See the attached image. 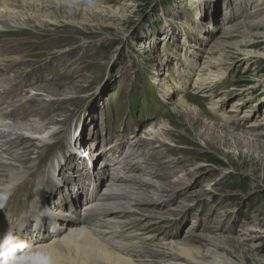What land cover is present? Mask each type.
<instances>
[{
    "label": "rangeland",
    "instance_id": "rangeland-1",
    "mask_svg": "<svg viewBox=\"0 0 264 264\" xmlns=\"http://www.w3.org/2000/svg\"><path fill=\"white\" fill-rule=\"evenodd\" d=\"M67 1L70 4L54 11V15L39 13L55 20L46 27L32 23L23 30L1 33V40L12 41L7 42L10 46L17 45L16 53L9 50L5 55L27 59L19 64L23 70L18 76L15 72L6 73L7 79L12 78L8 84L22 81L21 74L28 75L32 67H38L33 66L35 61L44 60L41 71L36 73H42L40 76L47 82L38 83L37 89H31L27 95L38 97L35 103L56 102L51 99L53 96L41 91L44 86L55 85L57 98L59 94L66 99V113L71 118L64 146L71 148V140L81 126L83 139L96 134L101 140L93 144L96 156L97 151L117 144L116 155L122 158L130 151L128 144L135 140H144L138 152L147 154L161 146L153 133L168 130L170 135L163 142L174 152L164 162L182 161L184 170L175 174L171 181L174 184L139 171L133 173L173 190V195L162 197L150 207L161 206L158 209L167 214L165 218L133 220V230L153 235L159 242H186L191 237L201 247L208 240H217L234 259L228 264H264V150L254 147V140L255 146L264 145V130H255L251 134L263 135L252 137L246 131L233 134L232 130L227 132L220 127L215 129L219 139L210 141V124L203 119L199 129L191 127L189 122L196 117L175 105L184 96L207 114L212 104L218 102L219 111L233 119H248V125L264 123V0ZM75 3L96 11L95 18L74 12L71 17L68 11L75 9ZM250 31L252 38H248ZM222 43L226 44L223 51L214 50ZM0 50L3 53L5 49ZM218 58L223 59V79L215 83L214 98L206 99L192 87L200 70L210 78L212 74L204 66ZM186 59L195 67L190 79L183 81L182 70L190 68ZM164 85L170 90L168 96L161 91ZM38 119L46 121L44 116ZM59 128L60 125L52 126L47 135ZM240 136L253 140L252 146L232 141ZM223 137H228L225 146ZM79 153L85 164L100 171L110 151L103 156L99 152L102 157L97 162L93 157L84 158L89 157L87 147L79 145ZM76 155L72 158L75 162ZM69 156L66 152L64 158ZM60 164L56 162L58 170ZM76 164L80 166L79 162ZM127 173L123 175L132 174ZM66 187L70 186L62 183L57 190L49 189V195L55 196L57 191L70 193ZM106 189L101 188L99 193ZM84 205L77 206L73 215L86 213Z\"/></svg>",
    "mask_w": 264,
    "mask_h": 264
},
{
    "label": "bare ground",
    "instance_id": "bare-ground-1",
    "mask_svg": "<svg viewBox=\"0 0 264 264\" xmlns=\"http://www.w3.org/2000/svg\"><path fill=\"white\" fill-rule=\"evenodd\" d=\"M68 2L67 0H0V36L3 32L23 30L32 23L46 27L55 20L39 13L54 15V11L64 9L70 4ZM75 4V9L68 11L71 17L74 12L75 15L95 18L96 11L84 9L80 3ZM16 9L20 11L17 12ZM261 27H264V22ZM249 33L248 38H252L253 32ZM7 42L12 41L0 39V47L5 49L3 53L0 52L2 55L0 57V84H2L0 85V264H228L234 262L231 253H227L217 240H208L202 247L196 245L197 242L191 240V237L186 238V242H177L173 239L159 242L153 235H143L133 230V225H136H132L133 220L143 222L148 217L165 218L167 214L158 209L161 206L152 209L150 207H154L162 197L164 199L173 195V190L169 186L145 180L142 176L133 173L139 171L151 178L165 182L169 180L167 183L171 184L175 174L184 170L182 161L164 162L165 157L174 152L173 148L165 147L163 142V139L170 135L168 130L162 133L150 131L156 143H160L161 146L152 148L147 154L138 152L144 140L137 142L135 140L133 143L131 141L128 144L129 153L122 158L121 155H116L117 144L105 147L99 151L102 156L107 154V150L110 151L105 157V166L100 171H95L92 164H85L82 161L84 159L79 153V145L87 147V153L90 152L88 158L93 157L97 162L102 156L98 151L97 156L92 153L95 149L93 144L101 140L96 134H90L83 139L84 130L80 126L81 129H78L73 141L71 140V148L64 146L63 142L70 133L71 118L66 113L68 109L64 104L66 99L59 94L57 98L55 85L44 86L41 91L53 96L51 99L56 100L57 103L54 101L46 104H43V101L41 104L35 103L38 97L27 95L31 89H37L38 83L47 82L45 77L40 76L42 73H36L41 69L44 60L35 61L33 66L38 67L34 69L32 67L28 73L26 72L28 75L21 74L22 81L8 84L12 78L7 79L6 73L15 72L16 75L21 73L23 66L19 64L27 59L26 57L9 58L7 54L5 55L9 50H13V53L17 52L15 50L17 45L10 46ZM225 47L226 44L222 43L215 46L214 50L221 52ZM186 61L190 68L182 70L183 81L190 79L193 73L191 69L195 67L193 63L188 64V59ZM222 65V58L206 62L204 68L212 75L207 78L201 70L199 71L192 87L198 95L206 99L214 98L217 94L215 83L223 79L224 73L220 68ZM24 76L26 78H23ZM162 88L163 95L168 96L170 92L168 86L164 85ZM36 93L42 95L40 92ZM175 105L181 111L196 117L189 122L191 127L199 129V123L203 119L205 124H210L207 140L215 141L219 137L215 129L220 127L227 132L232 130L233 134L246 131V134L252 137L263 135V133L255 135L251 133L259 128L264 130V123L248 125V119L244 122L233 119L219 111L221 104L218 102L212 104L207 114L184 96H180L175 101ZM45 108L49 110L45 111ZM43 116L46 117L44 119L46 121H39L38 118ZM60 117H64V120H60ZM55 125H60V128L48 136L47 133L49 134L52 126ZM45 135L48 137L45 138ZM227 138L223 137V146L228 144ZM234 139L241 145L252 146L250 141L253 140L248 137H233L232 141ZM54 140L55 142H52ZM254 141L257 143V140ZM256 143H254L256 150H264L263 144V146L260 145L261 143L255 146ZM66 152L70 153V156L64 158ZM76 153L78 155L75 162L72 158ZM56 162L61 163L59 165L61 169L56 168ZM78 162L80 166H77ZM71 166L75 169L74 172L70 169ZM122 171L132 174L123 175ZM106 179L110 180L107 182ZM62 183L70 186L66 187L70 193L57 191L55 196L49 195L51 189L57 190ZM103 187L107 188L106 191L99 193ZM82 195L85 198H81ZM83 203L86 213H80V216L73 215L75 208ZM153 221L148 224L151 225ZM136 229L144 231L143 228Z\"/></svg>",
    "mask_w": 264,
    "mask_h": 264
}]
</instances>
